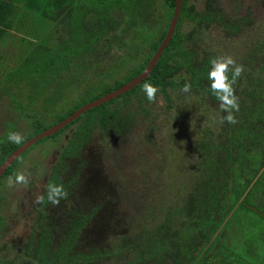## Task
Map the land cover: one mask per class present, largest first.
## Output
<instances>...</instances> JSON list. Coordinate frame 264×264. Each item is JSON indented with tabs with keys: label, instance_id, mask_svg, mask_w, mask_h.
<instances>
[{
	"label": "rangeland",
	"instance_id": "rangeland-1",
	"mask_svg": "<svg viewBox=\"0 0 264 264\" xmlns=\"http://www.w3.org/2000/svg\"><path fill=\"white\" fill-rule=\"evenodd\" d=\"M14 1L25 12V0ZM166 1L82 0L60 19L39 23L29 37L30 31H24L26 38L17 32L18 40L29 46L18 53L10 47L2 54L0 87L4 80L23 87L24 109L18 110L24 114L13 110L0 90L1 136L8 140V133L15 131L24 139L34 137V123L38 133L128 76L141 64L137 51L166 30L172 14ZM204 1L184 0L187 10L161 56L158 82H143L158 87L155 102L148 101L142 84L105 106L106 121L101 123L98 115L81 117L33 144L17 157L11 174L0 178V264H22L27 261L25 250L33 248L44 249L49 264H69L61 248L62 228L76 215L87 220L71 250L96 248L106 255L92 264H132L135 253L123 240L143 249L163 226L184 238L182 247L189 239L196 242L187 247L190 257L202 246L197 236L209 238L205 250L224 230L228 249L236 251L243 246L241 216L264 220V0L217 1L227 17H243L236 35L208 21ZM182 53L187 54L185 61ZM221 56L244 66L233 86L235 94L243 106L256 107L252 118L234 112L235 118L240 115L235 124H221L227 113L219 102L192 85L190 92L180 91L190 83L187 62ZM19 65L25 68L20 71ZM9 87L7 95L15 92ZM88 118L93 120L88 141L63 157V147ZM113 120L129 122L122 136L111 133ZM55 167L74 181L73 194L48 208L52 236L45 242V225L34 201ZM16 172L30 174L26 186H7ZM214 196L216 203L208 205ZM260 253L258 264H264V246ZM207 256L209 262L218 259Z\"/></svg>",
	"mask_w": 264,
	"mask_h": 264
},
{
	"label": "trees",
	"instance_id": "trees-1",
	"mask_svg": "<svg viewBox=\"0 0 264 264\" xmlns=\"http://www.w3.org/2000/svg\"><path fill=\"white\" fill-rule=\"evenodd\" d=\"M44 1V3H43ZM82 0H25V12H19L17 10L16 4L14 0H0V32H4V30H9L16 17L23 18L25 16L31 15V18L34 20L35 23H45V21H56L60 19L61 17L65 16L67 13L71 12V10L74 8V6L81 2ZM218 0H205L203 3V11L205 13L206 18L208 21L214 23L215 25L221 27L226 32H229L232 35H236L240 30V25H243L242 18H229L227 15L217 8L216 5ZM184 0L181 1L180 9H179V15L183 14L187 9L184 6ZM88 6V5H87ZM166 6L170 7L173 12L174 8V0H167ZM172 15V14H171ZM171 15L169 18V22L171 19ZM235 17V16H234ZM178 18L177 22L178 23ZM169 24V23H168ZM168 24L166 27H168ZM176 27V25H175ZM167 30V28H166ZM166 30H164L159 36L155 43L148 44V47L146 46L144 49L137 51V56L142 57L141 64H136L133 69H131L128 73V76L123 78L120 81L113 82L110 86L104 87L100 92L92 95V97L80 104V106L94 101L95 99L109 93L112 91H115L117 88H119L121 85L127 83L132 78L139 75L144 67L146 66L147 62L150 60L152 55L155 53L156 48L162 41ZM175 28L173 31V34L171 35V38L169 39V42L167 43L166 47H168L169 44L172 43L174 39V33ZM1 33V34H2ZM166 47L161 53H164ZM135 55V56H136ZM161 56L157 59L154 67L152 68L151 72L147 76L145 80H151L153 83L158 82L157 74H158V68L161 64ZM184 61L187 59V54L182 53ZM187 74L189 81L194 89H197L201 92H203L209 99L217 103L219 102L216 99V96L212 93L210 89V81L208 79V72L211 67L210 65V59L204 58L199 62H187ZM22 70L25 68V66L20 67ZM143 80L140 84H138L136 87L132 88L130 91L118 96L117 98H124L138 90V88L143 84L145 81ZM166 86H169L170 88L173 87V84L168 82L166 83ZM165 95L166 100L168 99V95L166 92H163ZM114 98L104 104H101L95 108L89 109L83 114H81L76 120L80 119L84 116H93L98 115V120L102 123L103 121H106L105 119V106L112 102L113 100L117 99ZM80 106L76 107L72 111L66 113L65 116L58 118L56 123L60 122L63 118H66L67 115H69L74 110L78 109ZM256 107L255 105L250 106H243V103L239 102V114L244 115L247 114L250 118H252L255 114ZM237 113L238 120L240 119L238 116H240ZM74 120L73 122L69 123L62 129H60L57 133L61 132L63 129L68 127L69 125L76 122ZM92 118H88L85 122H83L75 132L73 133V136L71 139L68 140V143L66 146H64L62 149L63 154L62 156H67V151L71 149V153L75 154L80 150L84 144L88 141L90 130L93 125ZM55 123V124H56ZM129 122L127 120H113L111 123V133L116 134L118 136H122L124 132L127 130L126 126ZM125 125V127H122ZM33 134L32 136H35L39 134L41 131L51 127L48 126L45 129L41 128L40 132H37V124H33ZM240 126V125H239ZM36 133V134H35ZM56 133V134H57ZM55 135V134H54ZM53 136V135H52ZM51 137V136H50ZM32 138V137H29ZM29 138L24 139V142L28 140ZM41 140L37 141L36 143L40 142ZM23 142V143H24ZM22 143V144H23ZM34 143V145L36 144ZM21 144H13L10 143L8 140H5L0 145V164L13 152L15 149H17ZM216 149V148H215ZM212 153L211 151H209ZM21 156V155H20ZM19 156V157H20ZM215 157V155H213ZM18 157V158H19ZM204 158H207V155L203 156ZM16 158V160L18 159ZM216 159H219L218 156H216ZM15 160V161H16ZM14 161V162H15ZM14 162L5 170L4 174L1 176L10 175L11 171L14 167ZM217 162H221L220 160H217ZM203 164L205 166L213 167V164L210 163V161H203ZM0 177V178H1ZM264 180V178H262ZM48 183H55V184H62L66 192L68 193V196L66 199H61L59 204L65 203L69 198L72 197L73 194V185L74 181L70 179H65L60 174L59 170L55 167L54 170H52L48 181ZM46 188V186H45ZM45 188L43 191V194H45ZM46 199V196H45ZM217 197L214 196L212 200H209L208 205L215 204L217 201ZM54 205L50 203H45L43 205L38 206V215L41 218V220L44 222L43 224L45 226H42L41 231V238L44 239L45 242H49L51 233V227H50V220L47 218V210L48 208L52 207ZM205 207V206H204ZM232 205H230V208ZM242 222L244 226V233H243V246L239 250H230L228 249V246L226 245L225 241V231H222V233H218L216 237L213 239L212 243L207 246L205 250L203 248L207 244L208 239L203 238L202 236H197V239L195 241L202 242V246L198 248L196 251V254L194 257H190L189 253L190 251L187 249V247L191 248L193 247L191 244L196 243L192 240H187L184 244V246H180L181 241L184 239L181 237L175 230L171 231L169 226H163L159 228L161 230V233H156L158 237L153 242H147L148 246L144 247L143 249H139L138 245H133L128 240H123V245L126 247H132L133 252L135 253L134 260L132 264H258L259 257H260V251L262 250V247L264 246V220L259 219L257 217H249L246 215H242ZM235 218V214L232 217V219ZM231 219V220H232ZM87 216L85 215H76L71 221L67 222L63 228H62V237L63 240L61 242V248L64 249L65 258L66 261L69 264H92L96 259L105 257L104 252H100L96 248H89L86 251H75L71 250L75 244L76 236L80 232L81 227L84 223H86ZM231 228H228V233ZM222 234V235H221ZM226 234V236H227ZM160 246H165V248H161ZM25 257L27 259L26 262L22 264H49L46 262L45 258V250L44 249H27L25 250ZM213 254L218 259L214 260L213 262H209V257L207 254ZM188 262V263H187Z\"/></svg>",
	"mask_w": 264,
	"mask_h": 264
},
{
	"label": "clouds",
	"instance_id": "clouds-1",
	"mask_svg": "<svg viewBox=\"0 0 264 264\" xmlns=\"http://www.w3.org/2000/svg\"><path fill=\"white\" fill-rule=\"evenodd\" d=\"M210 69L208 72V79L210 89L219 101L220 109L227 113L220 118V123L227 122L229 124L237 123L234 112L239 111V98L235 94L234 85L237 79L243 74L244 66L237 64L231 56H221L210 60ZM231 74V75H230ZM149 102L156 101V94L159 91L158 87L151 83H144L142 89ZM183 93L191 91V84L185 83L180 89ZM9 142L14 144H22L24 142L23 136L19 132H9L7 135ZM29 175L26 172H16L9 176L7 180L8 187L15 185H27L29 183ZM46 196V199H45ZM68 193L62 184L48 183L45 188V194L37 195L34 203L43 205L50 203L58 206L61 199H66Z\"/></svg>",
	"mask_w": 264,
	"mask_h": 264
},
{
	"label": "water",
	"instance_id": "water-1",
	"mask_svg": "<svg viewBox=\"0 0 264 264\" xmlns=\"http://www.w3.org/2000/svg\"><path fill=\"white\" fill-rule=\"evenodd\" d=\"M182 0H174V8L171 15L170 22L168 24L166 33L156 48L155 53L152 55L150 60L147 62L146 66L142 70V72L137 75L136 77L129 80L127 83L121 85L119 88H117L115 91L109 92L94 101L88 102L82 106H80L78 109L71 112L66 118H63L60 122L52 125L51 127L41 131L36 136L29 138L26 140L23 144H21L17 149H15L11 154L0 164V177L4 174L5 170L16 160L17 157H19L21 154H23L28 148H30L34 143L37 141L50 137L54 134H56L60 129L68 125L69 123L76 120L81 114L86 112L89 109L95 108L101 104H104L114 98H117L118 96L130 91L132 88L136 87L138 84H140L143 80L147 78L149 73L151 72L152 68L154 67L157 59L161 56L162 51L166 47L167 43L169 42V39L171 38V35L173 34L177 18L179 15V9L180 4Z\"/></svg>",
	"mask_w": 264,
	"mask_h": 264
},
{
	"label": "crops",
	"instance_id": "crops-1",
	"mask_svg": "<svg viewBox=\"0 0 264 264\" xmlns=\"http://www.w3.org/2000/svg\"><path fill=\"white\" fill-rule=\"evenodd\" d=\"M34 20H32L31 15L25 16V17L20 18V19H19V17H16L12 27L9 30H4L3 33L0 32V64L2 63V60H3L2 54H4V53L7 54V50H9L10 47H11V49L13 48L12 51H17V53H18V51L22 52L26 47L29 46L27 41L26 42L24 40L19 41L18 37L16 36V33L19 32L25 36L24 31H30L27 36L28 37L31 36L32 33L37 28V25L39 24V23H35ZM27 36H25V38ZM34 37L36 38V37H38V35H36ZM18 67H21V65H19ZM20 71H22V69H20ZM1 72L2 71L0 70V73ZM9 85L13 86L15 88V92L11 95H9V94L7 95V93L11 89L9 87ZM0 90L4 93L3 96H5L8 99V103H10V106H13V110L20 112V114H24L23 112L18 110V108L22 110V107L24 109V106L21 105V101L23 98V87L18 86V84H14L13 82H9V81L4 80L1 87H0ZM1 91H0V93H1ZM17 97H18V99H17ZM1 129L2 128L0 125V139L3 138L5 141L6 136H4V137L1 136L2 135Z\"/></svg>",
	"mask_w": 264,
	"mask_h": 264
}]
</instances>
